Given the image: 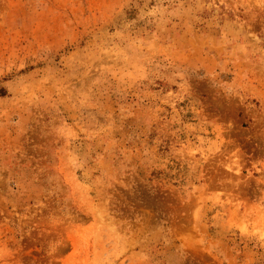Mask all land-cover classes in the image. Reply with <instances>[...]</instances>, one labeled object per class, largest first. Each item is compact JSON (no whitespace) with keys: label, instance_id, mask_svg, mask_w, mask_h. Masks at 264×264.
Wrapping results in <instances>:
<instances>
[{"label":"rangeland","instance_id":"1","mask_svg":"<svg viewBox=\"0 0 264 264\" xmlns=\"http://www.w3.org/2000/svg\"><path fill=\"white\" fill-rule=\"evenodd\" d=\"M0 264H264V0H0Z\"/></svg>","mask_w":264,"mask_h":264}]
</instances>
